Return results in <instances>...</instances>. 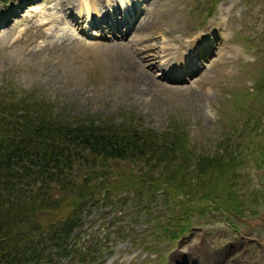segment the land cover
Masks as SVG:
<instances>
[{
  "label": "rangeland",
  "instance_id": "374dc122",
  "mask_svg": "<svg viewBox=\"0 0 264 264\" xmlns=\"http://www.w3.org/2000/svg\"><path fill=\"white\" fill-rule=\"evenodd\" d=\"M66 1L40 0V12L26 19L9 9L10 1H0V94L44 97L55 113L71 117L121 121L124 111L140 118L136 122L145 129L177 126L185 149L196 157L229 152L232 170L205 175L186 167L188 186H182L147 158L87 155V162L69 172L70 182L41 185L57 203L41 202L45 207L37 209V221L46 227L45 235L35 231L44 238L39 248L57 252L47 232L84 201L79 213L85 223L70 241H78V253L100 247L101 256L95 263L58 258L61 264H200L204 252L217 256L215 264H264V165L257 166L264 159V125L255 130L264 106L253 97L264 81V0H147L141 17L134 10L127 17L134 28L123 41L77 35V25L59 20L69 14ZM107 1L78 0L76 10ZM61 3L66 4L60 11ZM217 21L226 44L217 43L216 24L204 26ZM89 28L110 35L106 23L104 29ZM186 36L205 40L212 53L189 61L191 75L169 79L160 71V54L164 58L170 52H162L186 42ZM38 183L33 195L42 201L45 189L40 192ZM235 194L243 215L217 209Z\"/></svg>",
  "mask_w": 264,
  "mask_h": 264
},
{
  "label": "trees",
  "instance_id": "16d2710c",
  "mask_svg": "<svg viewBox=\"0 0 264 264\" xmlns=\"http://www.w3.org/2000/svg\"><path fill=\"white\" fill-rule=\"evenodd\" d=\"M259 86L260 93L253 97L264 106V81ZM29 97L21 100L0 94V264H52L53 258L73 256L78 251V243H71L70 239L74 230L84 223L79 213L84 201L75 204L69 215L47 232L46 238L55 241L52 243L57 251L55 254H46L44 246L39 248L44 238L35 231L45 235L46 227L37 221L36 212L45 207L41 202L48 207L57 203L48 188L41 185L46 183L51 187V182H60L61 179L70 182L67 179L69 172L78 162H87V155L105 160L147 158L149 164L166 174V178L171 174L176 182L181 179L182 186L187 181L182 175L187 174L189 169L186 167L205 175L227 170L231 173L232 169L229 170L226 164L227 158H233L229 152L196 157L193 151L183 146V130L177 126L162 131L145 129L136 122L140 118L124 111L120 115L121 121L113 117L101 118L100 115L71 117L55 113L50 105L45 104L44 97ZM262 118L263 115L256 120V132ZM37 183L40 192L45 189L42 201L33 195ZM243 207L235 194L229 198V203L217 209L237 210L243 215ZM82 249L74 256L90 263L101 256L100 247L93 249L90 245Z\"/></svg>",
  "mask_w": 264,
  "mask_h": 264
},
{
  "label": "bare ground",
  "instance_id": "6f19581e",
  "mask_svg": "<svg viewBox=\"0 0 264 264\" xmlns=\"http://www.w3.org/2000/svg\"><path fill=\"white\" fill-rule=\"evenodd\" d=\"M107 8V6H105L104 7V9H106ZM65 9V8H64ZM75 17H73L72 15H70V14H68V16H67V18H65L64 16H63V20H64V22L65 23H67V25L68 26H70V27H75V25H78V22H76L75 21V19H74ZM52 19V18H51ZM50 19V20H51ZM57 19V18H56ZM62 19H59V20H62ZM1 20V19H0ZM53 21H54V18H53ZM141 22V21H140ZM49 23V22H48ZM138 24V23H137ZM141 24V23H140ZM58 25V24H57ZM66 25V26H67ZM52 27V26H51ZM142 27V26H141ZM50 37V36H49ZM200 44H203L204 42L203 41H201V42H199ZM193 47H194V45H193ZM175 55H176V57L178 58V59H181V58H183V59H185V57L187 58V56H184V55H182L181 53H179V52H173ZM142 79V78H141ZM205 254H204V256L201 258V260L200 261H198V262H200V264H202V262L203 263H205V264H215V262H216V259H217V256H214V254L213 253H211V252H209L210 253V255L209 254H207L206 252H204ZM221 256H223V255H221ZM220 256V257H221Z\"/></svg>",
  "mask_w": 264,
  "mask_h": 264
}]
</instances>
